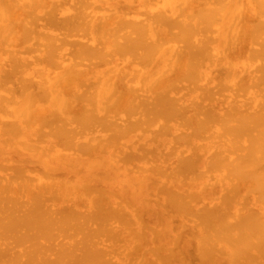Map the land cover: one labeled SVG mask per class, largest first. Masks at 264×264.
Wrapping results in <instances>:
<instances>
[{
  "label": "bare ground",
  "instance_id": "obj_1",
  "mask_svg": "<svg viewBox=\"0 0 264 264\" xmlns=\"http://www.w3.org/2000/svg\"><path fill=\"white\" fill-rule=\"evenodd\" d=\"M0 264H264V0H0Z\"/></svg>",
  "mask_w": 264,
  "mask_h": 264
}]
</instances>
